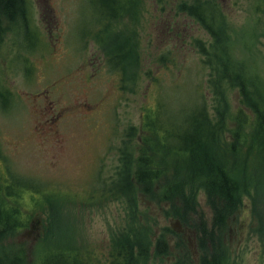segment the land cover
Returning a JSON list of instances; mask_svg holds the SVG:
<instances>
[{
  "label": "rangeland",
  "instance_id": "rangeland-1",
  "mask_svg": "<svg viewBox=\"0 0 264 264\" xmlns=\"http://www.w3.org/2000/svg\"><path fill=\"white\" fill-rule=\"evenodd\" d=\"M117 1L119 10H130L110 20L101 18L100 11L108 10L103 0H26L24 17L0 16V176L31 179L39 187L22 189L26 225L5 238L22 264H33L46 245L48 206L53 219L47 243L64 241L100 256L111 238L136 228L138 218L153 242L162 234L168 245L158 256L152 247L147 264H198L201 256L195 219L204 218L210 228L213 216L202 188L191 200L195 211L184 214L186 201L177 197L175 214L171 203L153 196L157 189L113 193L104 181L119 178L124 152L132 172L140 150L139 133L130 128L140 127L147 110L163 118L173 113L179 121L205 102L216 115L206 85L211 71L198 48L211 36L188 14L194 2L220 8L237 65L264 80V0ZM110 42L124 52L134 47L137 60L126 55L120 61L124 72L106 61ZM225 99L222 139L231 140L228 130L242 107L238 88L230 84ZM245 147L233 154L244 159L246 176L239 178L221 242L230 264H264V149L246 155ZM233 156L226 158L231 166Z\"/></svg>",
  "mask_w": 264,
  "mask_h": 264
},
{
  "label": "trees",
  "instance_id": "trees-1",
  "mask_svg": "<svg viewBox=\"0 0 264 264\" xmlns=\"http://www.w3.org/2000/svg\"><path fill=\"white\" fill-rule=\"evenodd\" d=\"M126 1L128 5L130 0ZM103 2L108 10L105 14L100 11V15L102 19L105 17V20L124 16L130 10L126 9V6L119 10L117 0ZM24 7L26 9V0H0V16L11 20L16 13H22L24 17ZM187 11L211 36L209 45L199 43L198 48L204 55L203 62L211 71L207 75L206 85L212 88L216 115H210L205 102L198 104L179 121H176L173 113H168L163 118L157 111L153 114L147 110L140 127L130 128V131L139 133L137 146L140 150L133 162L132 172L131 158L124 152L120 156L122 163L118 164V170L115 172L119 178L112 177L104 183L108 192L113 193L136 189L146 195L145 193L157 189L153 196L165 203H171L170 208L175 214H179V208L175 204L180 202L174 200L177 197L186 201L185 207L182 208L184 214L195 211L191 200L202 188L213 216L210 228L204 218L195 219L197 243L201 252L198 264H230L226 248L221 241L225 222L238 201V188L241 184L239 178L246 176L244 159L233 154H241L244 146L246 147L243 154L246 155L257 148L264 149V80L261 81L258 75H253L243 66L237 65L229 44L225 42V20L221 16L220 8L215 7L214 3L196 1ZM121 42L129 45L127 41ZM110 43L114 46L106 52V61L110 69L124 72L126 65L121 66L120 61L125 62L126 55L128 60L131 59L134 47L131 46L130 50L124 52L120 45ZM134 60L137 58L133 57ZM229 83L238 88L242 107L235 116V127L228 130L231 140H224L223 117L224 109L228 108L225 97ZM246 127L249 131L244 133ZM229 155L234 158L232 166L226 160ZM238 161H241L240 167ZM22 189L38 191L39 187L31 179L0 176V264L23 263L18 251L14 252L12 246L5 244V238L26 225V218L21 209ZM30 197L35 207L39 205L34 202L32 195ZM133 201L135 202L134 199ZM48 208L50 213L43 237L46 245L33 264H147L152 255V247L153 255L156 256L164 254L167 250L164 235L160 234L153 242L149 227L144 226L138 218L137 227L123 231L116 239L111 238L105 253H100V256L75 249L76 247L73 248L63 243L64 241L57 244L47 243V238L52 235L50 224L53 219L52 208ZM187 221L186 219V225H190ZM214 232L218 238L214 236ZM180 261L177 260L174 264H182Z\"/></svg>",
  "mask_w": 264,
  "mask_h": 264
}]
</instances>
